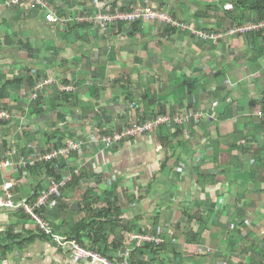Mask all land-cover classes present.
Returning a JSON list of instances; mask_svg holds the SVG:
<instances>
[{
	"label": "crops",
	"instance_id": "crops-1",
	"mask_svg": "<svg viewBox=\"0 0 264 264\" xmlns=\"http://www.w3.org/2000/svg\"><path fill=\"white\" fill-rule=\"evenodd\" d=\"M98 1L100 9L91 0H47L64 20L56 25L39 10L0 12V89L7 81L18 82L0 100V108L12 116L0 123V162L12 149L22 155L28 144L24 132L34 133L39 141L33 146L42 149L43 135L52 131V114L27 115L42 80L54 85L40 89L41 107L59 105L65 139L92 140L100 130L124 129L141 121L145 110L188 116L191 123L181 126L182 133L174 124L165 125L162 132L159 128L115 150L102 152L100 146L95 149L101 152L92 155L88 147L72 157L67 166L88 168L90 181L64 190L59 206L45 208L42 215L57 235L73 240L72 230L92 221L86 215L88 197H99L97 210L106 208L114 202V183L120 218L110 221L119 224L102 232L107 247L96 249L99 254L116 261L129 256L132 264H264V30L211 44L158 22L103 33L91 22L69 21L139 6L164 12L193 30L220 31L264 20L242 0ZM226 5L233 6L232 15ZM63 86L72 87L73 94L67 102L54 103ZM143 101L155 106L147 108ZM196 114L203 116L195 119ZM95 171L103 183L94 181ZM210 174L217 175L215 181L196 182ZM51 178L45 171L4 168L0 196L11 181L16 199L30 200ZM39 233L21 211L0 209V264H96L75 262L69 251ZM136 234L165 243L138 247L132 240ZM89 236L82 234L86 246L92 244Z\"/></svg>",
	"mask_w": 264,
	"mask_h": 264
},
{
	"label": "built area",
	"instance_id": "built-area-1",
	"mask_svg": "<svg viewBox=\"0 0 264 264\" xmlns=\"http://www.w3.org/2000/svg\"><path fill=\"white\" fill-rule=\"evenodd\" d=\"M94 5L97 9H100V4L98 0H94ZM23 9L27 11V13L32 12L33 10H39L44 14V19L49 24H60V22H64L63 18H61L60 14L56 12L55 9L51 7V5L47 2V0H5L4 2H0V12L7 10H15V9ZM234 10L233 6L226 5L225 11L231 13ZM232 15V13H231ZM92 20V23L100 29V31L107 33L111 28L116 26L124 25L128 28H131L137 23L143 22H158L170 25L172 28L185 30L194 35L198 40L204 43L217 44L220 40L226 37H240L247 36L253 32H259L264 30V22H256L250 21L246 24H233L227 30H193L190 29L187 25L173 19L168 14L157 11L149 6H141L132 9L131 11H116V12H98L93 17H88ZM81 19L84 23L87 22L86 19ZM71 21H79L80 17L70 18ZM48 80H44L41 82V86L35 88L34 94L38 96V92L43 87H46L51 83L46 84ZM73 88H65L62 91L71 92ZM73 91V90H72ZM32 95L31 99L36 95ZM202 114H196L194 116L195 119H201ZM262 118L263 115L260 114ZM187 118V119H186ZM12 116L10 112L7 110H0V122L11 121ZM191 119L188 116H180L176 118H169L168 116H157L154 119H150L142 122V123H133L131 126L125 128L123 131L116 133L113 136H100L98 139L92 138V140H88L86 138L82 139V137L71 140L67 139L65 144L61 147L55 148L53 151L48 152V149L45 151L46 155L41 156L42 153L39 147H36L37 150L34 153V156L25 158L18 153L15 149L9 150L7 152V157L0 162V171L2 169H16V170H25L30 166H35L37 162H40L41 159H45L47 161H51L55 158H64L68 159L70 155L74 152H81L83 147L86 145L89 149H94L100 143L106 144V147L111 145L126 142V140L130 138H137L141 135H145L147 133L153 132L156 128L160 126H165L166 124H174L177 126H185L186 124H190ZM95 144V145H94ZM57 170V169H56ZM62 179L57 180L56 177H52L49 180V186L43 190L40 196L36 199L35 202L30 203L28 200L16 199L14 195V183L9 181L3 185L2 188V196H0V209H9L14 211L24 212L27 216H29L38 228L47 236H49L53 242L58 244L62 249L69 251L71 253V257L75 262H79L81 260H91L96 264H132L130 261V257H125L121 261H116L115 259H110L105 255L99 254L97 251L92 250L90 247L81 246L79 243L63 238L62 236L57 235L51 225L46 221L44 216L42 215V208H46L47 210H53L58 207L59 202L62 198V189L65 188L67 183L71 180V175L69 173V167L60 169ZM132 240L136 242L138 247L143 246L145 243H156L159 245L163 242L161 238L152 236V235H143L136 234L132 237Z\"/></svg>",
	"mask_w": 264,
	"mask_h": 264
},
{
	"label": "trees",
	"instance_id": "trees-1",
	"mask_svg": "<svg viewBox=\"0 0 264 264\" xmlns=\"http://www.w3.org/2000/svg\"><path fill=\"white\" fill-rule=\"evenodd\" d=\"M242 1L249 5L248 9H250L252 12H256L258 14L259 18L264 20V0H242ZM39 11H40V9H39ZM107 12H109V11H107ZM69 21L72 22L71 20H69ZM137 24H139V23H137ZM14 83H18V82L17 81H7L6 83H4L2 85L3 87L0 89V100L3 99V95L6 92L7 88L9 87V85L14 84ZM33 84H34V82L31 81L32 87H34ZM40 92L41 91H39L38 94ZM72 94H73L72 92H66V91H64V92H62L60 94L58 93V95L54 96L53 102L54 103H59V104H61L63 102H67V101H69V97ZM43 99H44V97L42 96V94H39L37 99H33V100L30 101L29 107H28V110H27V115L30 116V117L33 116V115L45 116V113H49V115L52 114V116L54 118H55V115L57 116V118H55L56 119V123L54 124L55 128L52 129L51 132L46 133L45 135H43V139L42 140H43L44 145L42 146V149H41V147L39 148L41 153H42L41 156H45L46 155L45 151L47 149H48V152H50V151H53L55 148L63 146L65 144L66 140H67V139H65V136H64V130H65L64 127L66 126V122H64L65 121V116L63 114H61V112H57V108L59 107V105L54 104L51 107H41V105H42V103L44 101ZM143 102H144V104H145V106L147 108H149L151 106H155V103L153 101L152 102L143 101ZM3 106L5 108L8 107V106H6L4 104H3ZM0 110H2V108H0ZM74 112H76V111H74ZM163 113H164V110L162 108H160V109L158 108V110H152V111L145 110L143 115H142V117L140 118L141 121H136L134 123H142V122H145V121L149 120V118L150 119H152V118L154 119L157 116L163 115ZM104 115H106V114H104ZM57 122H60V123L57 124ZM0 123L5 124V123H8V122L1 121ZM100 125H102V123ZM162 127H164V126H160V127L156 128L154 130V132L157 129H159V128H160L159 131L162 132L161 131ZM177 127H178V130L176 132L177 134L179 132L182 133V131L185 130L184 127H181V126H177ZM97 129L100 130V126H97ZM124 129H118V130H115L112 133L110 131H106V130L102 131V130H100V135H99L98 138H100V136H105V137L113 136L116 133H119V132L123 131ZM23 134H24L23 135L24 138H26V140L28 141V144L25 146V149L22 150L23 151L22 156H24L25 158H29V157L34 156V153L37 150L36 145L33 146V143H32V140H33L32 137H35L36 135L34 133L30 132V131H26ZM148 134L149 133H147L145 135H148ZM81 137H82V139L85 138L83 136H81ZM78 138H80V137L69 138V139L76 140ZM133 139L134 138H130V139L126 140V142L132 141ZM166 140H168V138H166ZM126 142L117 143V144L111 145L109 147H106V144H104V143H100V145H97L96 147H94V149H91L92 155H95L96 153L101 152V151H97L95 149L97 147L102 146V149H105L102 152H104V151L108 152V151L115 150V149L119 148L120 146H122ZM87 148L88 147L85 145L81 152L77 151V152L72 153V155H70L68 157V159L55 158V159H53L51 161H47L45 159H41V161L37 162L35 164V166L28 167V170H30V171L37 170V171H39L40 174L44 173V171H45V174L47 176L56 177L57 180H60V179H62V176H63L61 174L60 169L68 167L67 166L68 161L72 160V157H76L79 153H82L83 151L87 150ZM195 172L200 173L198 170L195 171ZM69 173L71 175V180L67 183L65 188L62 189V198H61V200L63 199V191L64 190L70 189L72 187H77V186L81 185L82 183H84V184L88 183L90 181V179H91L90 170L88 168L78 169L76 166L73 167V168L69 167ZM93 174L95 175L93 177L94 181L97 180V182L99 184L103 183L102 174L97 173L96 171ZM199 178H200V180L198 179L196 181L197 183L201 182L202 184H205V183L208 184V183H211V182L215 181L216 178H217V175H211V174L210 175H201V176H199ZM114 186H115V184L111 183L110 198L113 197L112 201H114V202L113 203L110 202L109 205L106 208H103L102 210H97L96 205H95V203H98L99 197L98 198H91V197L89 198L88 197V199L86 201H88V200L90 201L89 203L87 202V206L89 207L90 211L87 210L88 212H86V215L89 218V220H92V221L89 224H88L87 220L81 221L79 223L78 227H76V228H74L72 230V234H71V236H69L70 239L76 240L81 246L90 247L93 250L97 249L99 251L100 250L102 251V250H104L107 247V241L103 240L104 236H103L102 232H106L107 231L106 229L112 230V231L116 230L118 228L119 222H111L110 218H113V217L120 218L119 217L120 215L117 214L120 211V209L115 205V201L116 200L118 201V197H115L116 188H114ZM42 191L43 190L35 192L31 196V198H30V200L28 202H30V203L35 202L36 199L40 196ZM61 200H60V202H61ZM22 213H24V212H22ZM41 213H45V208H42V212ZM25 216H26V214H25ZM98 218L104 219L107 222H104V221L103 222H101V221L99 222ZM42 233H39L37 236H44L45 234L44 233L42 234ZM83 233H88V236L90 235L89 239H90V243H92V244H90L89 246H86L83 243V238H82V234ZM32 234H33L32 237H36V234L31 233V235ZM40 234H42V235H40ZM45 236H47V235H45ZM32 237L29 238L26 242L30 241L32 239ZM161 239L163 240V242L160 243L159 245H157L156 243L155 244L152 243V244L157 245V246H162L165 243V240L163 238H161ZM149 244H151V243H149Z\"/></svg>",
	"mask_w": 264,
	"mask_h": 264
},
{
	"label": "rangeland",
	"instance_id": "rangeland-1",
	"mask_svg": "<svg viewBox=\"0 0 264 264\" xmlns=\"http://www.w3.org/2000/svg\"><path fill=\"white\" fill-rule=\"evenodd\" d=\"M92 1H94V0H91V2H92ZM139 7H141V6H139ZM84 18H88V17H80V20H79V21H74V22H75V23H84L83 21H81V19H84ZM86 21H87V22H92V20H91L90 18L86 19ZM154 22H155V21H154ZM154 22H150V23H154ZM60 24H62V21L60 22ZM103 33H104V32H103ZM59 80H60L59 83H62V80H63V79L59 78ZM42 82H44V80H42ZM48 83H51V81L48 80V81L46 82V84H48ZM52 84H53V82H52ZM52 84H50V85L53 86L54 84H53V85H52ZM50 85H48V86H46V87H50ZM69 87H70V86H63L62 89L69 88ZM70 88H72V87H70ZM72 90H73V89H72ZM72 90H71V91H72ZM41 92H42V91H41ZM41 92H40L39 94H41ZM39 94H38V95H39ZM34 95H36V94H34ZM25 96H28V93H26ZM30 97H31V95L28 97L29 100H30ZM37 97H38V96L36 95L34 98L37 99ZM27 102H29V101H26V104H27ZM181 113H182V112H180L179 114H181ZM176 117H180V116L177 115ZM176 117H175V118H176ZM182 117H183V116H182ZM55 118H57L56 115H55ZM186 119H187V118H186ZM58 120H59V119H58ZM55 123H56V119L54 120V123H53L52 125H50V128H51V129H54V128H55V126H54ZM59 123H60V122H57V124H59ZM166 125H169V126H170V124H166ZM176 126H177V125H176ZM169 128H173V127H169ZM93 135H94V139H97V138L99 137L98 134L96 135V134L93 133L92 136H93ZM32 138H33V140H32L33 145L36 144L37 141H39V138L36 137V136H35V137H32ZM35 141H36V142H35Z\"/></svg>",
	"mask_w": 264,
	"mask_h": 264
}]
</instances>
